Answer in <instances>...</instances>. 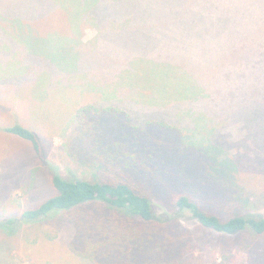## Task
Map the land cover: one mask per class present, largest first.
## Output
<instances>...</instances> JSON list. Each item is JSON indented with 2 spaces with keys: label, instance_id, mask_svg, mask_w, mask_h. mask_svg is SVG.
Returning <instances> with one entry per match:
<instances>
[{
  "label": "trees",
  "instance_id": "16d2710c",
  "mask_svg": "<svg viewBox=\"0 0 264 264\" xmlns=\"http://www.w3.org/2000/svg\"><path fill=\"white\" fill-rule=\"evenodd\" d=\"M24 8L65 22L40 37ZM84 26L96 32L90 43ZM0 56L28 73L53 68V79H67L82 71L102 81L101 101L78 107L61 129L68 155L99 178H64L50 168L52 194L3 221L14 238L35 232L32 242L57 240L89 264H194L202 229L208 240L230 237L262 260L264 218L246 210L251 197H264V185L247 189L242 175L264 180V0H0ZM146 65L180 69L193 86L148 105ZM133 71L136 82L121 81ZM11 80L31 82L0 79V90ZM0 133L41 158L29 128L13 123ZM183 214L195 226H185Z\"/></svg>",
  "mask_w": 264,
  "mask_h": 264
},
{
  "label": "rangeland",
  "instance_id": "374dc122",
  "mask_svg": "<svg viewBox=\"0 0 264 264\" xmlns=\"http://www.w3.org/2000/svg\"><path fill=\"white\" fill-rule=\"evenodd\" d=\"M12 7H7V10L15 12L21 9L19 5ZM25 10L24 8L21 11ZM24 14L29 16L30 22L39 29L36 35L45 38L50 35L47 31L49 32L52 26L56 27L62 21L65 22L63 16L60 17L62 21L51 15L39 19V9L36 8ZM84 27L82 41L90 43L96 32L89 26ZM110 53L114 51L110 49L109 53L107 52L108 62L105 61L104 65L111 64ZM3 62L5 61L0 58L1 80L14 78L20 81L27 78L31 82H19L15 85L16 82L11 80L8 86L0 90L2 97L0 127L18 123L33 131L39 137L41 158L34 153L29 143L0 133V264H7L8 255H11L10 258L15 264H89L73 256L57 240L49 242L41 237L36 242H32L35 232H30L26 238L24 234L14 238L16 234H13L10 228L6 229L1 225L6 219L12 217L19 219L23 211L36 207L52 194L49 185L52 168L64 178L75 177L84 180L99 178L98 173L90 170L89 167L78 165L68 155V149L64 146L61 137V129L65 127L78 107L101 101L103 96L98 89L101 88L102 81L97 80L95 74L88 75L82 71L71 73V77L67 79H53L49 74L53 68L49 71L41 70L43 71L41 73L35 68L36 70L28 73V69L22 67L21 62L13 57L6 65L1 64ZM211 67L210 64H206L207 71L203 73L207 78H211L214 74ZM140 68V72H143L141 79L151 81L149 86L153 88L152 91L146 86L147 83L143 85L146 94L151 93L141 99L148 105L168 103L169 96H180L184 93L185 86L191 88L193 86L191 81L194 79L180 69L164 67L155 69L149 65ZM102 70L105 71L103 67ZM116 72H110L111 76L117 75ZM135 73L136 71H133L132 75L127 77L125 72L121 81L129 79L133 83L136 82ZM97 74L100 76V71ZM131 91V98L140 99L138 91ZM242 179V185L252 191H258L264 185V180L257 174L247 173L242 175ZM247 203L248 215L264 218V197H251ZM181 218L185 226H195V222L187 214H183ZM196 232L201 234V240L193 249L194 264H264V257L262 260L259 257L255 259L250 257V246L245 248L230 237L216 235L210 241L209 232L202 229Z\"/></svg>",
  "mask_w": 264,
  "mask_h": 264
}]
</instances>
